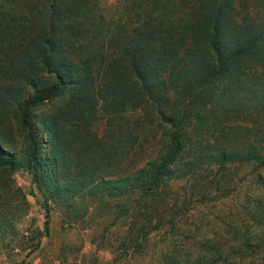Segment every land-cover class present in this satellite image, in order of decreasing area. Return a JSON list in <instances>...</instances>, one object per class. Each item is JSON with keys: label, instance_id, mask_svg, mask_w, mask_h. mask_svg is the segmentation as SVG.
<instances>
[{"label": "trees", "instance_id": "obj_1", "mask_svg": "<svg viewBox=\"0 0 264 264\" xmlns=\"http://www.w3.org/2000/svg\"><path fill=\"white\" fill-rule=\"evenodd\" d=\"M14 1L0 0V120L17 118L20 162L32 180L42 186L65 177V186L54 184L65 194L139 191L151 221L159 189L194 162L255 161L261 168L231 222L179 235L185 244L196 237L198 246L183 264H264V70L256 67L264 62V0H127L136 14L127 13L128 20L121 14L98 20L96 0ZM83 21L105 25L98 50L88 45ZM207 105L228 119L218 125L230 140L249 132L248 146L191 138ZM147 109L166 127L164 148L115 175L138 142ZM99 115L102 135L93 128ZM8 143L0 129V189L12 186L2 178L20 163ZM182 154L190 157L178 167Z\"/></svg>", "mask_w": 264, "mask_h": 264}, {"label": "rangeland", "instance_id": "obj_2", "mask_svg": "<svg viewBox=\"0 0 264 264\" xmlns=\"http://www.w3.org/2000/svg\"><path fill=\"white\" fill-rule=\"evenodd\" d=\"M19 1L14 2L18 4ZM123 2L127 4V0H96L93 9L101 12L96 18L121 14L122 20H128L127 13L135 17L130 4L126 10L116 13L118 4ZM83 25L87 28L88 45L97 49L101 44L100 31H104L105 25L92 23L89 26L87 21H83ZM256 67L264 70V62L263 66ZM203 108L198 125L188 132L191 138L197 137L202 142L218 139L221 145L248 146L252 139L249 132L230 135V140L218 125L225 124L228 119L220 114V110L209 111L208 105ZM213 113L217 115L213 116ZM144 115L138 142L115 175L142 166L147 158L164 148L166 127L158 126V118L152 109H147ZM214 118H218V123ZM239 121L252 124L249 119ZM93 128L102 135L105 117L99 115ZM0 129L20 162L22 128L17 118L12 113L5 115L0 120ZM119 142L126 144L123 136ZM189 157V154H182L176 166L184 164ZM198 162H194V169L189 173L172 179L159 189L149 208L154 214L151 221L144 219L139 191L108 193L91 188L83 192L58 193L54 184L65 186L69 182L67 178H46L39 186L20 162L1 177L2 183L6 179L13 187L0 189L3 231L0 264H183L188 252H196L198 246L194 244L196 237L185 244L179 233L191 227L195 229V236H199L200 232L225 227L224 221L234 219L231 214L236 211L237 201L242 200L243 192L250 190L253 175L261 168L255 161L231 162L226 167ZM44 202L49 212L47 232L44 231ZM156 224L161 225L155 227ZM37 240L38 245L34 246Z\"/></svg>", "mask_w": 264, "mask_h": 264}]
</instances>
